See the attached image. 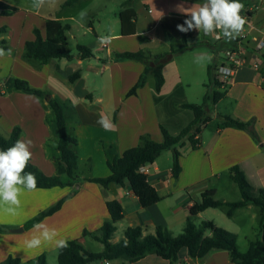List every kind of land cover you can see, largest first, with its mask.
Instances as JSON below:
<instances>
[{
    "label": "crops",
    "instance_id": "0c3cea01",
    "mask_svg": "<svg viewBox=\"0 0 264 264\" xmlns=\"http://www.w3.org/2000/svg\"><path fill=\"white\" fill-rule=\"evenodd\" d=\"M1 1L16 9V12L12 17L0 16L3 20L0 28L9 27L6 34L9 39L0 40V43L6 41L0 46L12 50L10 56L0 57L7 68L0 75V132L8 138L15 128H20L23 131L21 140L32 141L31 162L45 175H56L55 161L59 157L55 137L56 119L46 98L15 88L16 79L26 81L32 88L47 91L56 101L67 105V125L77 136L76 151L80 160L78 179L73 185L32 191L25 189L19 197L21 204L15 214L5 210L7 205L0 208V222L7 220L5 222L11 225L8 235L0 234V263L13 257L22 264H36L43 253L47 256L48 253L57 254L58 248L54 241H46L39 248H27L25 241L39 232L34 227L26 229L25 224L38 217L41 212L53 208L62 199L65 201L61 209L40 223L55 229L57 239H75L87 249L91 240L99 242L95 235L99 234L104 222L110 220L107 207L109 201H119L124 209V220L116 224L117 230L112 240L117 243L124 239L125 231L130 227L144 228L146 236L154 235L157 226L167 227L175 236L180 235L190 208L194 202L202 199V194L207 190L214 189L215 198L225 203L243 200L239 186L229 175L233 166L240 165L252 184L264 188V74L261 73V52H255V44L252 42L253 37L262 35L264 31V0L261 7L243 9L241 12L247 21L242 41L247 43L248 58L245 64L235 70L230 81L223 84L221 89L226 97L214 105L216 108L220 103L224 104L225 113H218L217 117L230 116L244 122L253 120L259 140H254L244 130H221V121L216 119L210 108L215 119L197 136L199 148L195 149L187 142L180 149L182 173L178 179L173 177L172 150L163 152L154 164L142 167V172L148 175L152 186L163 197L160 202L148 208L140 204L129 184H112L105 188L88 179L108 177L112 173L109 163L124 151L137 147L142 136H148L155 142H163L161 127L176 136L190 125L194 120V113L182 105H200L198 102L201 97L204 101L208 81H205L203 74L208 75L210 65L208 61L197 64L195 59L201 54L215 57L211 48L201 44L207 40L212 44L219 41L216 38L219 30L215 35H205L198 30L182 33L177 29V25L188 18L176 10L177 5L182 3L185 7H191L198 1L137 0L133 8L137 13V31L133 36H123L119 14L125 7V0L124 7L118 14L119 31L112 24V29L107 32V35L112 36L111 44L105 47L88 45L94 54L85 60H81L79 54H72L71 60L53 59L41 67L22 56L26 42L35 40V29L45 36L49 20L69 23L72 26L67 33L70 43L69 33L77 38L74 34L75 25L72 23L77 20L79 26L85 29L84 34L92 32L98 39L100 36L94 20H89V15H84V22L74 14H42L39 10L24 11V14L23 10L9 0ZM198 34L202 36V40L190 43L189 40L196 39ZM185 40L189 48L180 56H172L163 67L166 79L160 92L156 90V77L152 72L147 75L146 83L138 90L137 95L128 96L145 73L146 65L140 61L117 60V53L144 50L157 56L171 52L172 49H181ZM183 58L187 59L180 64ZM224 63L225 58L220 60L219 65ZM187 70L195 71L198 76L194 79L186 76ZM76 71L81 73V77L73 83L69 77ZM101 114L110 119L116 126L115 130L105 131L97 123ZM218 211L225 214L230 223ZM205 221L235 232L239 241H246L249 247L260 236L261 211L254 204L238 208L231 217L226 208L207 209L198 215L195 224ZM121 229L123 234L118 237L117 233ZM99 244L100 251L96 252L101 253L103 245ZM110 263L171 264L169 260L157 255H148L135 263H127L121 259ZM93 264H106V261H96ZM175 264L236 263L230 260L227 251L213 250L204 259H193L187 249L183 248Z\"/></svg>",
    "mask_w": 264,
    "mask_h": 264
},
{
    "label": "trees",
    "instance_id": "16d2710c",
    "mask_svg": "<svg viewBox=\"0 0 264 264\" xmlns=\"http://www.w3.org/2000/svg\"><path fill=\"white\" fill-rule=\"evenodd\" d=\"M80 0H67L65 7H70L78 3ZM137 0H126L124 9L120 12L122 25L121 35L133 36L137 31L136 19L137 13L133 9ZM199 3H204V0H193ZM241 2V0H240ZM242 3V2H241ZM15 9L11 8L5 2L0 0V16H12ZM7 26L0 28V36L6 35L8 32ZM72 29L71 24L63 23L57 20H49L45 36L38 30H34L35 40L26 42L23 58L32 63H38L39 66L47 65L51 60H71L70 43L67 33ZM241 38L227 41L225 38L212 44L210 41L203 42L201 45L208 46L215 53L213 63L209 65L208 75L209 81L206 85L207 93L204 97L203 104H183L182 107L190 109L194 113V120L188 127H185L178 135L173 136L167 129L161 127L163 142H155L148 136H142L141 142L137 147L124 151L117 156L113 162L109 163L111 169L110 175L105 178H91V182L99 183L107 188L112 184L126 185L129 184L133 192L137 196L140 204L143 207H151L162 200L161 194L151 184L150 178L146 173L142 172V167L145 165L154 164L160 155L172 150L173 155V177L178 179L182 173L180 149L189 142L193 148L198 149L200 142L197 139L209 123L214 120L211 114L210 104H217L220 100L226 97V93L222 92L223 84L220 82L217 71L219 62L217 57L220 53V43L229 44L232 49H236L237 42ZM6 42V41H5ZM3 41V44L5 43ZM2 43V42H1ZM234 46V47H233ZM6 50V46H3ZM189 48L186 40L184 46L171 52L152 56L144 50L138 52H123L117 53V60L140 61L146 65L145 73L132 88L128 96L137 95V92L142 88L149 73H155V86L158 92L161 91L165 76L163 67L172 56H177L185 52ZM79 57L85 60L93 57V50L86 45H78ZM255 51V50H253ZM257 52V51H255ZM263 66L261 73L264 74V52H261ZM81 73L76 71L70 78L71 82H75ZM15 88L20 91L31 92L32 94L42 96L47 99L48 107L54 113L56 119L55 137L57 141V151L59 157L56 159L57 172L56 175H45L40 168L35 166L31 159L25 169L26 172L35 174L38 180L36 189H50L56 187H65L73 185L78 179L77 172L79 170V160L76 148L78 147L77 136L70 129L67 119V105L56 101L47 91L32 88V86L23 80L16 79ZM221 89V90H220ZM221 123L220 129L235 128L244 130L251 135L254 140H259L255 131V122H244L230 116H219ZM23 131L20 128H15L10 137H5L0 132V150H6L14 145V143L22 137ZM230 178L239 186L243 200L238 202L225 203L218 201L215 198L216 191L214 189L207 190L202 194L200 201L194 202L190 208L189 217L185 222L183 232L174 236L167 227L157 226L154 235H145L144 228L130 227L125 231L124 239L114 243L113 237L117 230L116 224L124 220V209L122 204L117 200H112L107 203L110 213V220L104 222L98 235L95 238L102 243L103 251L101 253L93 252L86 249L78 240L68 241V247L57 250L58 264H93L96 261H113L121 259L127 263H135L147 257L148 255H157L163 259L169 260L171 264H175L179 260L180 252L186 248L188 254L193 259H204L213 250L227 251L230 260L236 264H264V188H258L252 184L246 177V173L240 165L233 166L229 170ZM66 179V180H65ZM65 199L60 200L53 208L41 212V214L27 221L25 227L30 230L34 225L40 223L44 218L54 215L58 212ZM249 204H254L260 208L261 222L260 237L254 241L246 252H241L239 249L238 235L218 228L214 222L205 221L201 224H195L196 218L202 212L210 208H226L227 214L231 217L238 208H244ZM1 230V227H0ZM210 232V235H207ZM87 233L85 232L84 235ZM1 264H22L17 258L9 257ZM36 264H48V257L43 253L37 259Z\"/></svg>",
    "mask_w": 264,
    "mask_h": 264
},
{
    "label": "clouds",
    "instance_id": "9594fccd",
    "mask_svg": "<svg viewBox=\"0 0 264 264\" xmlns=\"http://www.w3.org/2000/svg\"><path fill=\"white\" fill-rule=\"evenodd\" d=\"M51 0H32L31 7L35 10L43 8L49 4ZM244 4L240 0H204L203 4L196 3L191 7H185L182 3L177 5V11L186 18L182 24L177 25V29L182 33L191 30H198L205 35H215L220 30L223 38L227 41L236 39L241 35L246 24V18L241 15ZM81 13V19L84 18ZM219 39V36H216ZM9 39L6 35L0 36V40ZM112 42V36L104 35L98 37V44L105 47ZM11 48L5 50L0 46V57L11 55ZM212 57L201 54L196 57L197 64L211 61ZM219 71L225 76L231 74V69L224 67ZM97 123L105 131H113L116 126L110 119L103 114L97 120ZM31 140L18 139L13 146L6 150H0V208L5 205L8 213L15 214V210L19 208L21 200L19 197L23 191L35 190L38 185L37 177L32 172H26L25 169L32 157L30 151ZM34 229L39 232L25 241L27 248H39L44 242H55L59 249L68 247V241L65 239H57L58 233L55 229L49 228L43 223L34 225Z\"/></svg>",
    "mask_w": 264,
    "mask_h": 264
},
{
    "label": "rangeland",
    "instance_id": "374dc122",
    "mask_svg": "<svg viewBox=\"0 0 264 264\" xmlns=\"http://www.w3.org/2000/svg\"><path fill=\"white\" fill-rule=\"evenodd\" d=\"M9 1L14 3L15 6L19 7L21 10H23L24 14H25L24 11H27V12L36 11L35 9H33L31 7L32 0H9ZM66 1L67 0H51V2L49 4H46L43 8L39 9V11H41L42 14H45V13H54L57 15L61 14V13L74 14L77 16V19H79L81 21H84V18L81 19V13H84L85 15H89V20H94L98 36L107 35V32L112 29V24H114L116 31H119L120 26L117 23L118 14L121 11V9H123V7H124L123 3L125 0H80L79 3H77L73 6L63 8ZM241 2H242V4H244V9H250V8H254L256 6L261 7L263 5V0H241ZM15 12H16V9H15ZM15 12H14V14H15ZM2 21H3L2 18H0V22H2ZM85 21H86V19H85ZM72 23H73V25H75V31L76 32L74 34L77 35V38H75V35H73V33H69L70 48H71V52H72L71 54H73V55L79 54V50L77 47L78 43H80L82 45H87V46L88 45H94V44L96 47L100 46L98 44V39L95 38V35L92 32H86V34H84L85 29H82L79 26V24L77 23V20L73 21ZM242 34L237 36V38L240 39L242 37ZM258 37H261V35H259ZM201 40H202V36L198 34L196 39H190L189 42L193 43L196 41L199 42ZM0 44H3V43H0ZM244 44L247 45V43H244ZM234 46H237V45H234ZM220 49H221L220 53L218 54L219 57H217L218 62H220V60H224V58L226 57V52L228 50L232 49V47L229 44L220 43ZM210 54H212V53L210 52ZM180 55L178 54L177 56H180ZM185 59H187V58H183V60H180V64L185 62ZM212 63H213V58L211 59L210 62L208 61V64L211 65ZM5 70L7 71L5 63L0 61V75H1V73H4ZM184 72H185V70H184ZM187 75H188V77H190L192 79H194L195 77L198 76V74H196L195 71H189V70L186 71V76ZM203 77H205V81H209V78H208L209 76L206 73H205V75L203 74ZM202 102H203V98L201 97L200 102H198V103L201 104ZM210 108H211L212 112L215 113V116L218 115V113H220V114L225 113L224 104L220 103L215 108L213 103H212V104H210ZM217 118L219 119V116L218 117L216 116V119ZM218 213H220V215H222L223 219H225L228 223H230V220H228V218L225 216V214H223L222 212H219V211H218ZM2 219L3 218H1V220ZM3 220H5V219H3ZM5 221H7V220H5ZM5 221L0 222V227H1L0 234L8 235L9 231H11L10 230L11 225L6 223ZM222 225H224V224H222ZM221 229H224V228H221ZM225 230H227V229H225ZM230 232H233V231H230ZM122 234H123V230L121 229V231H119L117 233V236L121 237ZM239 246H240L239 249L241 250V252H245L247 250V248L249 247V244L246 241L240 240ZM86 247L88 250H91V251L93 250L94 252L100 251V244H99V242H97L95 240H91L87 244ZM47 257H48V264H58L57 254L52 255L51 253L50 254L48 253ZM0 261H2L1 256H0Z\"/></svg>",
    "mask_w": 264,
    "mask_h": 264
},
{
    "label": "built area",
    "instance_id": "2783aa9c",
    "mask_svg": "<svg viewBox=\"0 0 264 264\" xmlns=\"http://www.w3.org/2000/svg\"><path fill=\"white\" fill-rule=\"evenodd\" d=\"M216 36H219L220 37L219 39H224L220 30L218 31ZM244 37L245 35L242 34L241 39H243ZM252 42H254L255 44L254 49H256V51L264 52V31L261 37H256V36L253 37ZM246 51H247L246 45L244 44L242 40H239L237 42L236 49H230L226 52L225 63L220 64L218 67V71H217L218 78L222 84L228 83V81H230V78L232 77V74L235 72V70L241 65L246 63V58H248ZM224 67H228L231 69L230 75L225 76L219 71V69L224 68ZM0 91H1V87H0ZM106 264H111V263L110 261H106Z\"/></svg>",
    "mask_w": 264,
    "mask_h": 264
}]
</instances>
